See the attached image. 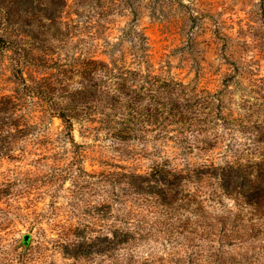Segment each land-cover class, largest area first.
Here are the masks:
<instances>
[{
	"label": "rangeland",
	"instance_id": "obj_1",
	"mask_svg": "<svg viewBox=\"0 0 264 264\" xmlns=\"http://www.w3.org/2000/svg\"><path fill=\"white\" fill-rule=\"evenodd\" d=\"M53 4L0 0V264H264V213L217 178L155 185L264 178V0ZM196 206L262 232L190 239Z\"/></svg>",
	"mask_w": 264,
	"mask_h": 264
},
{
	"label": "trees",
	"instance_id": "obj_2",
	"mask_svg": "<svg viewBox=\"0 0 264 264\" xmlns=\"http://www.w3.org/2000/svg\"><path fill=\"white\" fill-rule=\"evenodd\" d=\"M26 0H17V5L25 3ZM48 7L49 15L54 14L57 7V0ZM192 172V173H191ZM209 173L218 179L219 186L226 192L232 193L235 197L245 200L249 207L250 214L264 213V178H248L242 175L238 166H207L201 165L191 168L190 172H174L167 175L168 171L159 169L158 178L162 183L156 184L159 187V195L167 205L178 203L180 206L179 190L182 188L183 180L194 179L199 180L201 173ZM195 212L197 218L194 219V225L190 229V239H194L198 234H204V238L226 239L225 242H238L244 244L251 237L260 236L261 228L254 221L246 222L237 211L225 210L221 213H212L202 206L191 208ZM129 237V231L112 230V237L108 240L110 243H122ZM111 245V244H110ZM109 248H113L111 245ZM87 249V250H86ZM83 247V243H78L74 248L75 252L85 253L90 250V246ZM100 251V248L96 249Z\"/></svg>",
	"mask_w": 264,
	"mask_h": 264
}]
</instances>
